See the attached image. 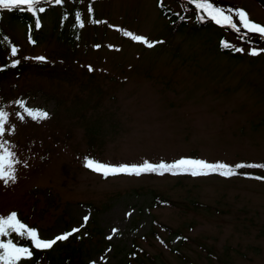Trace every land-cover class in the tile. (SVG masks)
<instances>
[{
	"label": "rangeland",
	"instance_id": "obj_1",
	"mask_svg": "<svg viewBox=\"0 0 264 264\" xmlns=\"http://www.w3.org/2000/svg\"><path fill=\"white\" fill-rule=\"evenodd\" d=\"M209 2L264 26V0ZM157 3L186 24L171 23ZM51 4L31 34L2 10L10 45L0 65L11 68L0 79V110L20 163L15 183L0 182V217L15 212L47 240L79 228L59 244L73 238L82 256L67 263L50 250L21 264H264V179H255L264 168L103 178L84 167L85 157L113 166L264 165L263 47L240 37L235 15L239 32L191 28L196 18L181 0ZM223 40L236 55L220 51ZM21 103L48 118L34 121ZM157 196L173 205H155ZM0 239L30 246L15 234Z\"/></svg>",
	"mask_w": 264,
	"mask_h": 264
},
{
	"label": "snow or ice",
	"instance_id": "obj_2",
	"mask_svg": "<svg viewBox=\"0 0 264 264\" xmlns=\"http://www.w3.org/2000/svg\"><path fill=\"white\" fill-rule=\"evenodd\" d=\"M63 2L64 0H0V10L12 11L18 9L37 16L39 13L46 11L43 6L45 3H55L60 5ZM187 3L194 5L198 13H203L204 16L215 22L217 25L228 27L239 32L240 28L233 23V15H235L239 20L240 27L245 30V34H258L261 38H264V26L251 21L248 14L243 10H236L233 12L232 9H228L227 12H225V10L215 7L213 3L209 2V0H187ZM89 11H91V9H89ZM76 19L78 22L81 20L79 14H77ZM79 26L83 27L84 25L81 22ZM123 34L136 42L146 44L147 47L151 48L154 46L144 37L136 36L129 32H124ZM224 46L229 47L227 43H225ZM235 50L241 51L242 49L237 48ZM11 54L15 56L17 54V49L12 48ZM250 54L255 56L258 55L259 52L252 50ZM89 70L91 71L92 69L90 68ZM20 107L24 108L27 115L34 121L48 118L46 112H34L26 108L23 103L20 104ZM20 119H23V117L21 116ZM7 122L8 114L0 110V182L6 187L10 183L16 182V165L20 163V161L16 159L15 153L11 150L9 142L4 139L6 135L11 134L6 132L5 126ZM84 167L94 173L102 175L104 178L114 175L140 176L149 173L159 175H164L165 173L172 175L188 174L194 177L218 174L223 177H231L239 174V169L264 168V165L237 164L233 167L220 162L208 163L200 159L181 158L172 163L161 162L154 165L145 161L142 165L113 166L85 157ZM255 179H264V177H255ZM84 219L87 221V216H85ZM78 231L79 228H75L72 232L60 234L54 239L47 240L41 238V235L38 234L37 230L29 228L22 223L15 212L9 214L7 217H0V238H7L12 236V234H15V236L19 238L30 241V246H22L14 242L13 239H0V264H21V262L24 261H31L33 258V252L31 249L34 248L39 251L51 250L58 242L68 240L70 236ZM109 239H111V237H109Z\"/></svg>",
	"mask_w": 264,
	"mask_h": 264
},
{
	"label": "trees",
	"instance_id": "obj_3",
	"mask_svg": "<svg viewBox=\"0 0 264 264\" xmlns=\"http://www.w3.org/2000/svg\"><path fill=\"white\" fill-rule=\"evenodd\" d=\"M182 4H183V14H185V11L191 12L194 16H195V21L193 22V27L191 28H199L202 26V22H206V24H210L211 26L220 29L221 26L217 25L215 22L211 21L210 19H208L206 16H204L203 13H198L197 10L195 9L194 5H190L187 3V0H181ZM55 3H52L51 6H54ZM157 9L160 11L161 15L164 16L166 19L171 20V23H178L181 24L182 26L184 24H186L185 21H178V17L176 14H174L171 10H169L167 7H165L163 4L161 3H157ZM44 13H39L37 16L32 15L31 13L27 12V11H21V10H12V11H8L5 14V18L8 22L14 23V22H20L23 24V26H25V30H28V32L31 34L33 31L37 30L38 27H40V20L42 21L41 15H43ZM188 15V14H187ZM187 15H183L180 17H185ZM2 17V10H0V20ZM202 19H204V21H201ZM44 20V18H43ZM37 22H38V26H37ZM177 25L175 26V24L171 27V31L174 32L176 30ZM225 29L228 30H232L228 27H224ZM240 37L244 40H251V42L255 45H259L262 46L264 49V38H261L258 34H245V30L243 29L242 31H240ZM32 35H29V39L31 43H34V41L31 39ZM227 43L225 40L219 42V49L221 52L225 53L226 51L229 52L232 56L236 55L232 49H229L228 47H225L224 44ZM6 46H3L5 45ZM10 44L7 42V38H6V34L4 33V30L1 28L0 25V51H4L5 48L7 46H9ZM11 68V66L6 65L5 63H1L0 65V79L6 74L7 71H9V69ZM150 174H155V173H150ZM165 174H169V173H165ZM183 175V174H182ZM103 177V176H102ZM232 177V176H231ZM104 178V177H103ZM155 205H166V206H172L173 204L170 201L164 200L161 197L157 196L155 198ZM72 237V236H70ZM69 237V238H70ZM73 238H71V241H69V243L61 245L59 243H57L52 249L51 251L56 252L57 254H60L62 257L65 258V260L67 261V263L73 259V258H77L82 256L78 246L73 245V243L75 242V240H72ZM64 241H62L63 243ZM59 244V245H58ZM50 251V250H49ZM33 255L35 257L36 260H40L42 258L43 255H47L46 253H48L47 251H39L36 249H32ZM52 252V253H54ZM133 252V253H132ZM130 254H135L136 252L133 250ZM52 253H50L49 255H51ZM48 255V256H49ZM82 259V258H81ZM82 264H85V261H83L82 259Z\"/></svg>",
	"mask_w": 264,
	"mask_h": 264
}]
</instances>
